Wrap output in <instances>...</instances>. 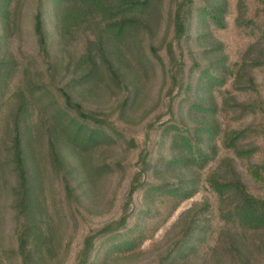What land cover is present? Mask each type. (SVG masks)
<instances>
[{
    "label": "trees",
    "instance_id": "obj_1",
    "mask_svg": "<svg viewBox=\"0 0 264 264\" xmlns=\"http://www.w3.org/2000/svg\"><path fill=\"white\" fill-rule=\"evenodd\" d=\"M253 1L245 19V0H0V202L8 192L12 261L57 258L61 221L43 168L60 213L76 220L99 174L123 167L85 156L119 142L136 158L118 213L89 229L74 264L132 257L196 194L156 264H212L219 251L227 264L252 263L264 231V0ZM26 21L33 57L19 52ZM150 76L161 82L142 133L124 137L112 118L130 124ZM101 91L115 97L108 114L94 106Z\"/></svg>",
    "mask_w": 264,
    "mask_h": 264
},
{
    "label": "rangeland",
    "instance_id": "obj_2",
    "mask_svg": "<svg viewBox=\"0 0 264 264\" xmlns=\"http://www.w3.org/2000/svg\"><path fill=\"white\" fill-rule=\"evenodd\" d=\"M236 1L234 2V4ZM32 4V3H31ZM30 6V3L27 5ZM257 6L253 0H245L243 8V16L245 19L255 18L257 13ZM25 31L22 41L25 43V47L19 48L21 55L27 57H33L34 54V38L28 33L30 29L29 21L25 23ZM162 35V31L160 36ZM261 45L259 41L253 37L251 52L252 56H256V47ZM15 51H17L14 48ZM20 55V56H21ZM22 58H24L22 56ZM28 66V65H25ZM37 68H43V65H36ZM45 74L42 75L44 79ZM161 78L159 76H150L148 83H146L147 89L144 94L145 103L143 106L138 108L135 114L131 115L130 124H125L124 122L118 121L112 118L115 125L119 127L121 133L126 137V134H137L138 136L142 133V125L138 118L143 114L144 109L152 107L154 99L158 94V88L160 86ZM120 96V94H117ZM94 106L101 109L103 113H110L111 108L115 105V97L111 98V94H106L101 91L96 96H94ZM128 125V126H127ZM141 138V137H140ZM42 154L38 155V160L43 162ZM106 158L112 162H119L123 165L121 172L114 171L113 173L99 174V177L94 181L91 191L92 195L88 203V209L84 212L81 210V215H77L76 220H71L68 214L64 215L60 213V208L57 204L58 198V184L56 177L48 169H44L42 175L45 177V189L44 197L46 204L49 208L53 209L55 214V219H59L61 224L57 225V243L58 249L55 261L49 260L47 264H74L75 257L78 253L79 247L81 245L82 239L85 234L91 228H99L110 220L111 217L118 213V203H121L122 196L126 190L128 182L132 173V163L136 158L134 152L126 151L125 145L123 143L116 142L110 146L101 147L99 149H94L85 158L92 162V166L97 164V158ZM47 167V166H43ZM11 177L7 178L6 181H10ZM5 189V188H3ZM12 198L9 196L8 192L3 191L1 194V204H0V254L5 264H17L12 261L9 256H12V249L14 239L11 237L13 218L12 213L8 209V205ZM201 200V194H196L192 198L184 201L180 206L172 212L166 219L159 222V226L155 229L150 236L137 250L136 254L132 257H127L122 260H118L112 264H156V259L160 253L164 251L169 242L174 240L178 231L180 230V219L182 213H184L189 207H191L195 202ZM58 206V207H57ZM55 207H57L55 209ZM178 223V224H177ZM261 240L262 245L259 249H255L256 255L252 259L251 264H264V231L256 237ZM218 253L213 251L212 248L204 255L205 258H209L211 255ZM220 261H215L216 264H227L230 261L227 257H222L223 255L219 251ZM211 262L215 263L213 259ZM212 263V264H213ZM183 264H199L197 257Z\"/></svg>",
    "mask_w": 264,
    "mask_h": 264
}]
</instances>
